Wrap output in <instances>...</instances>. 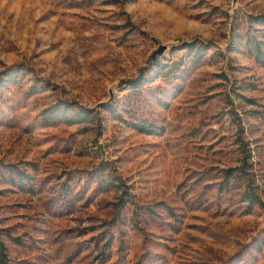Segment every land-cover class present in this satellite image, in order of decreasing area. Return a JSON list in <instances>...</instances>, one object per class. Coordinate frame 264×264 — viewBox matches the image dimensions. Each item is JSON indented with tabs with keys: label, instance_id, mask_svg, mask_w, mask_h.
Masks as SVG:
<instances>
[{
	"label": "rangeland",
	"instance_id": "obj_1",
	"mask_svg": "<svg viewBox=\"0 0 264 264\" xmlns=\"http://www.w3.org/2000/svg\"><path fill=\"white\" fill-rule=\"evenodd\" d=\"M261 16L264 0H0L11 264H264Z\"/></svg>",
	"mask_w": 264,
	"mask_h": 264
},
{
	"label": "trees",
	"instance_id": "obj_2",
	"mask_svg": "<svg viewBox=\"0 0 264 264\" xmlns=\"http://www.w3.org/2000/svg\"><path fill=\"white\" fill-rule=\"evenodd\" d=\"M259 21H261L262 23L264 22V16H261L259 17L258 19ZM258 50V53H262L260 48H257ZM60 105L57 106V108H59ZM65 111L66 113L68 111H70V109L65 106ZM88 113H92V111L90 110H85L83 108H73V112L70 116V118H67L68 121L72 122V123H78V122H83V121H87V115ZM140 131H144L143 128H139ZM113 183H114V188L116 187H119L120 186H116L117 183H116V178L113 177ZM122 187H124V183H121ZM121 201L125 204L126 202H128V200H124V199H121ZM11 235V234H9ZM0 264H11V258H10V255H9V252H8V247H7V244L4 240V232L0 229Z\"/></svg>",
	"mask_w": 264,
	"mask_h": 264
},
{
	"label": "water",
	"instance_id": "obj_3",
	"mask_svg": "<svg viewBox=\"0 0 264 264\" xmlns=\"http://www.w3.org/2000/svg\"><path fill=\"white\" fill-rule=\"evenodd\" d=\"M164 49V48H163ZM163 49H161V51H163Z\"/></svg>",
	"mask_w": 264,
	"mask_h": 264
}]
</instances>
